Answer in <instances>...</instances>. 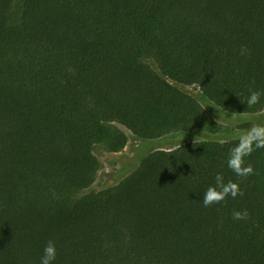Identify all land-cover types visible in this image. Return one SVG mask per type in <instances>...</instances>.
I'll list each match as a JSON object with an SVG mask.
<instances>
[{"label":"trees","instance_id":"1","mask_svg":"<svg viewBox=\"0 0 264 264\" xmlns=\"http://www.w3.org/2000/svg\"><path fill=\"white\" fill-rule=\"evenodd\" d=\"M169 81L250 115L243 130L264 123V95L247 105L264 92V0H0V264H40L49 240L53 264H264V149L246 158L257 174H234L236 141ZM180 133L201 138L86 194L96 147ZM216 174L244 195L204 207Z\"/></svg>","mask_w":264,"mask_h":264},{"label":"rangeland","instance_id":"2","mask_svg":"<svg viewBox=\"0 0 264 264\" xmlns=\"http://www.w3.org/2000/svg\"><path fill=\"white\" fill-rule=\"evenodd\" d=\"M152 66L156 70V67L154 65ZM157 72L160 74L158 70ZM169 82L181 92L195 98L208 111L213 118V124L219 129L218 134L214 136L215 140L228 141L233 139L235 130L239 129L242 131L245 125L240 123L238 118H241L246 122H249L252 118L250 115H237L235 122H233L231 120V115L212 104L198 87H186L171 81ZM211 106L216 107L219 111ZM221 118L222 121L218 124L217 121ZM113 131L122 132L119 127H113ZM196 138V134L180 133L155 141H144L130 134L129 144L120 154L109 153L102 146L96 147L95 155L102 163V170L100 171L95 184L86 192V194L101 193L108 188L118 185L124 179L133 174L140 167L144 159L150 154L156 151L176 150L181 146L196 142ZM199 141L200 139H198L197 142Z\"/></svg>","mask_w":264,"mask_h":264},{"label":"clouds","instance_id":"3","mask_svg":"<svg viewBox=\"0 0 264 264\" xmlns=\"http://www.w3.org/2000/svg\"><path fill=\"white\" fill-rule=\"evenodd\" d=\"M262 95H264V92L251 91L247 101L248 107L258 104ZM243 114L233 113L231 115V120L235 122L237 115ZM221 121L222 118L218 120L217 123L219 124ZM200 138L201 137L196 138V143ZM233 139L236 141V144L233 148H231L228 154V168L239 177L247 178L250 175L257 174L253 166L246 163V158L251 156L254 151L264 149V123L253 124L249 129L243 131L236 129ZM220 142L223 143L224 141ZM243 195L244 192L241 190L238 183L231 180L225 182L222 174H216L215 185L210 186L204 193L202 203L204 207H210L214 204L226 202V199L229 196L235 199L238 196L242 197ZM232 215L234 220H246L249 218L247 210L233 211ZM57 255L58 250L55 242L49 240L44 248V254L41 257L40 264H53Z\"/></svg>","mask_w":264,"mask_h":264},{"label":"water","instance_id":"4","mask_svg":"<svg viewBox=\"0 0 264 264\" xmlns=\"http://www.w3.org/2000/svg\"><path fill=\"white\" fill-rule=\"evenodd\" d=\"M123 128V127H122ZM123 129H125V128H123Z\"/></svg>","mask_w":264,"mask_h":264}]
</instances>
